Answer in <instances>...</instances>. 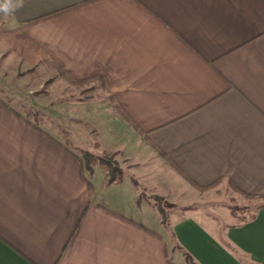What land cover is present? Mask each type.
<instances>
[{
    "label": "crops",
    "instance_id": "crops-1",
    "mask_svg": "<svg viewBox=\"0 0 264 264\" xmlns=\"http://www.w3.org/2000/svg\"><path fill=\"white\" fill-rule=\"evenodd\" d=\"M5 56L102 81L137 130L140 180L86 177L65 132L5 98L0 70V264H264V205L165 225L139 197L155 162L192 195L222 181L264 200V0H24L0 14Z\"/></svg>",
    "mask_w": 264,
    "mask_h": 264
},
{
    "label": "rangeland",
    "instance_id": "rangeland-1",
    "mask_svg": "<svg viewBox=\"0 0 264 264\" xmlns=\"http://www.w3.org/2000/svg\"><path fill=\"white\" fill-rule=\"evenodd\" d=\"M16 64L18 61L14 63L7 56L0 58V70L9 86L4 90L5 98L21 99L12 105L15 109L30 117L38 127L65 132L60 136L62 143L79 154L83 172L89 179L97 174L107 182L127 179L137 183L139 178L133 169L136 165L128 157L137 145V130L118 109L102 81L97 78L70 81L51 62L30 68L24 64L16 68ZM13 89L17 94H12ZM85 152L89 154L87 158ZM144 168L148 175L142 174L143 184L152 185L155 192L148 185V189L142 188L139 197L160 212L165 225L169 213L174 211L181 215L198 214L202 219L229 213L228 219L238 222L264 205L262 199L241 198L222 181L207 189L208 192L192 195L195 189L173 170H161L155 162ZM164 193L173 199L158 195ZM183 258L184 264H191L187 256Z\"/></svg>",
    "mask_w": 264,
    "mask_h": 264
},
{
    "label": "clouds",
    "instance_id": "clouds-1",
    "mask_svg": "<svg viewBox=\"0 0 264 264\" xmlns=\"http://www.w3.org/2000/svg\"><path fill=\"white\" fill-rule=\"evenodd\" d=\"M23 6L24 0H0V14L7 16Z\"/></svg>",
    "mask_w": 264,
    "mask_h": 264
},
{
    "label": "trees",
    "instance_id": "trees-1",
    "mask_svg": "<svg viewBox=\"0 0 264 264\" xmlns=\"http://www.w3.org/2000/svg\"><path fill=\"white\" fill-rule=\"evenodd\" d=\"M84 155L86 156V158L89 156V154L86 153V152L84 153ZM177 170H178V169H177ZM178 172H181V171L178 170ZM181 174H182V173H181ZM214 184H215V183H212V184H210V185H206V186L195 185V187H197V188L200 189V190H207V189H210L211 187H213ZM246 196H252V195L246 194Z\"/></svg>",
    "mask_w": 264,
    "mask_h": 264
}]
</instances>
